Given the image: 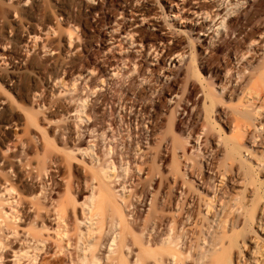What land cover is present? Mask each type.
<instances>
[{
    "label": "bare ground",
    "instance_id": "1",
    "mask_svg": "<svg viewBox=\"0 0 264 264\" xmlns=\"http://www.w3.org/2000/svg\"><path fill=\"white\" fill-rule=\"evenodd\" d=\"M28 1L18 0L22 10H14L25 16L20 26L35 47L40 0ZM92 1L79 6L96 16L92 26H108L101 44L112 41L100 53L128 38L123 49L145 47L142 60H93L83 46L92 35L76 30L83 23L67 13V0L60 25L49 16L37 23L45 31L39 49L70 57L54 68L28 59L42 81L25 86L27 95L41 96L33 107L8 110L0 99V264H264V152L252 148L264 145V0L210 7L182 0L191 17L210 20L191 26L188 59L175 71L167 61L178 55L181 62L185 47L136 27L153 16L146 25L160 28L150 1ZM180 1H167L169 27V9ZM164 49L163 64L152 67ZM48 91L68 92V104L42 109ZM18 120L29 140L2 138Z\"/></svg>",
    "mask_w": 264,
    "mask_h": 264
},
{
    "label": "rangeland",
    "instance_id": "2",
    "mask_svg": "<svg viewBox=\"0 0 264 264\" xmlns=\"http://www.w3.org/2000/svg\"><path fill=\"white\" fill-rule=\"evenodd\" d=\"M62 1H64V0H40L39 3L37 4V6L35 7V9H33L34 7L32 8L34 11V19L32 20V24L34 26L33 30L35 28L34 32L37 31L36 33L38 35H40L42 38L41 40L37 39V43H39V44H36V46H35L36 48H35V47H31L33 45L31 42V38L30 39L26 38L27 36H26L25 32L27 30L26 31L24 30L25 32L23 31V29H25V27H24L25 25L23 26V24H26V22H27V20L25 19V16H22L19 12L16 13V11L14 10L15 9L14 5L19 3L18 0H0V53H1L0 54V99L4 100V106L6 107V109L12 110V108L13 109L16 108L15 110L20 112L21 110L24 109L23 107L29 108L32 105L34 106L35 100H36V102H38L41 98V96H39V93L35 94V96H32L31 93L30 94L28 93V95H27V91H26L27 85L30 86V83L32 85H34V84L35 85L36 84L41 85V83H42L40 77L37 75V73L35 71L32 70V68L28 64L29 63L28 59L31 60V59L36 58L35 61L36 60H38V61L42 60L43 61V59H44V60L48 61L49 65H51V66L53 65L55 67L57 66L56 64H58L59 61L60 62H67L69 60L70 56H67V58H66L65 56H63L61 54H58V53L56 54V52L49 53L47 51L39 49V47H41L40 41L42 42V40L45 38V35H44L45 31L43 32L41 29H38L39 26L37 25V23L39 24V23L43 22L45 20V18H47L49 16L50 20H51L52 24H54V26L56 24L60 25V23L63 22L65 19V16H64L65 14L62 16L57 15L60 11L59 9L63 8V6H61ZM67 1L71 2V4H72L71 7L69 8V10H66V11H68L67 13H70L74 16H77L76 18L82 20V23H83L82 26H80V28L78 27L76 30L80 33H82L85 30L89 35H92L90 37L91 41L89 39V44H83V46L88 45L89 48L87 46L86 47H87L88 52L90 51V55L92 56L93 60L96 59V61L99 62L103 58H108V60H111L113 63H117V62H119L120 58L124 55H128L129 58L136 57L138 55L135 58V61L138 62V61L142 60V55H140L139 52H141V54H142L143 51L145 50V47H143L140 51H137L136 53H134L136 44L129 45L128 48L123 49V46L128 45L127 44L128 38L123 39L122 44H120V45L118 44L119 42L112 44L111 47L106 49L102 55L100 53V51L103 48H105L109 43H112V41H108L107 42L108 44H101V42H103L107 38L106 31H108V26L107 27H104V26L95 27V26L91 25L95 21L96 16L94 18L91 17L88 14V11L86 10L85 6H83V7L79 6L80 5L79 3L83 2V1L85 2L86 0H74V1L73 0H70V1L67 0ZM101 1L105 2L104 0H94V1H92V4H95V5L101 4L102 3ZM109 1L112 2V4L115 3V0H109ZM148 1H150V5H149L150 10H152L153 13H156V15L159 16L156 19V22H157V24L160 25V28H158L157 26L150 27L149 25H146L148 21L153 20V16H151L148 20H145L142 23L136 25V27L140 26L143 28H147L145 30V32H148L149 34H151V36L159 33L164 39H168L171 37V41L168 42L169 46L182 45L185 47V50L188 52L184 55V57H182L181 62L179 61L178 55H173L172 58L169 61H167L166 69H168V70L172 69L173 71H175L179 67L183 66L184 63L188 59L189 47L191 46L190 44H188V37L190 35H192V37L196 36L195 30L193 31V33H192V31H190L191 26L192 27L194 26V28H196L201 22H209L210 17H208L206 19L201 18V15L191 17V14L188 11V6H186L184 9H181L183 4L185 3L181 0L179 2V6L177 8L175 5H173L169 9V12L172 13L171 14L172 16H170V18L168 19V22L172 23V26L169 27L165 23L164 16H163V13L166 12V6H167L168 0H148ZM200 1L208 7L214 6V4L217 2V0H200ZM76 2H78V3H76ZM142 2H143V0L139 1V3H142ZM144 2H146V0ZM29 3H30V0L28 2H26V4H29ZM90 3H91V1H90ZM18 5L19 6L22 5V2ZM18 5H16V7ZM221 8H222V6L220 8L214 7L213 12L218 10V9L220 10ZM20 10H22L21 6L17 7V11H20ZM232 15L234 16V14H232ZM121 18L122 17L119 16V19H121ZM196 18H199V21L196 22V24L194 25V23H191V21L196 19ZM130 20L132 21L133 18H131ZM14 21L17 23L19 22L20 23V24L18 23L19 26L20 25L23 26V29H22V26H20V31H19V35H18L19 38L17 39L16 43L13 42L14 41L13 40L14 30L12 29V26L15 24ZM93 27H95V28H93ZM36 28L38 30H36ZM41 28H42V26H41ZM159 29H161V30L159 31ZM56 35H57V33L56 34L53 33L52 36L54 37V39L51 38L52 41L55 43V44H53L55 47H57L56 45L59 46L58 40H57L58 37ZM234 37L235 36H233V38ZM82 38L84 39L85 37L82 36ZM174 41L177 44H173ZM80 43H82V42H80ZM178 43H183V44H178ZM253 46H255V48L258 50V46H259L258 44H254ZM15 47H16V50H15ZM120 49H122V50L120 51ZM262 52H263L262 50H260V51L258 50V52H256V50H255L252 54L254 57H259V55L261 56ZM165 54H166V49H164L163 51H160L157 58L154 60L153 63H151V66L153 67V66L158 65L160 63L163 64V61H161L160 59L164 58ZM206 54H204L202 56V61L203 60L205 61ZM100 55H102V57L97 59ZM247 57H249V55ZM66 59H68V60H66ZM173 60H175V61L173 62ZM234 62L236 65L235 59H234ZM239 65H240V63L238 65H236V68L239 67ZM126 69H127V67L125 68V70ZM123 70L124 69H122V71ZM163 71L164 70H162V72ZM14 73L16 74V77H14L12 80L11 79L12 76H15ZM203 74L207 78H209V76H210V73L204 72ZM172 77H173V75H171V78ZM181 77H183V75ZM15 78H16V80H14ZM159 80H160V78H159ZM163 80L166 81L165 78ZM182 82L183 81L180 80L179 83H182ZM78 83H80V81H78L77 84ZM56 88H58L57 85L52 86V89L54 90V91L53 90L52 91L55 92ZM181 89H182V84L178 85L177 90L180 91ZM104 90H105V88H103V91ZM72 93L74 94V92H72ZM237 93H238V95L240 94V89L237 91ZM69 95H70V93H69ZM179 95L180 94H178L177 96H179ZM67 96H68V92L63 93L62 95H56V94L52 95L49 91L46 92L44 94V96L42 95L43 100L46 101V104H45V106L42 107V109H46L51 103H53L55 101H56V103H58V101H59L60 104H62L64 102L63 104L66 105V103L68 102V100L66 99ZM200 96H201V94H199L198 97H200ZM236 96H237V94H236ZM44 97H46V98H44ZM256 98L257 97H255V100H254L256 103H260L263 100V99H256ZM46 99L49 101V103ZM65 99H66V101H65ZM236 99H237V97H236ZM174 102H175V100H172L171 102H169L168 108L172 109L174 106ZM55 108H56V105L52 108V110ZM226 111H228V110H226ZM166 115H169V112L166 113ZM185 116H186V114H183L181 117H185ZM70 119H71V117H70ZM46 122H47V120H45V119L42 121V123L44 125ZM16 124L17 125L6 126V128H4V130L1 134L2 138L7 139V137H8V139H11V142H16L17 139H19V138H22L25 141L29 140L28 139L29 134H27V133H29V131L25 132L27 130H25L26 125L23 124V121L18 120L16 122ZM32 130L35 131L36 129H32ZM250 130H251V128L249 129V131ZM34 131H32V132H34ZM36 132H37V130H36ZM16 137H18V138H16ZM253 145H254V146H252L253 149H255V150L259 149L260 151L262 150L264 152V145L261 147H260V145L257 147L256 143ZM219 146H221L220 143L218 144V147ZM219 150H221L222 152ZM218 153L220 154V155L217 154L218 157H221V155H222L221 153H223L222 147H219ZM246 156H247V154H246ZM248 158H250V156H248ZM167 163H169V160L167 161ZM223 168L224 167L222 166V169ZM166 173H168L167 170H166ZM145 177L146 176L143 175V178H145ZM150 198H151V196H150ZM149 201L150 200H148V203H150ZM147 207H149V204ZM147 207H146V210H148ZM143 209H144V207H143ZM49 232H50V235L54 234L53 230H50ZM261 237H263V235Z\"/></svg>",
    "mask_w": 264,
    "mask_h": 264
}]
</instances>
